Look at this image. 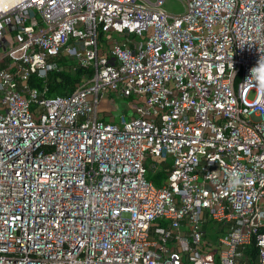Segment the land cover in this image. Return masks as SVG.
Returning <instances> with one entry per match:
<instances>
[{"label":"built area","instance_id":"2783aa9c","mask_svg":"<svg viewBox=\"0 0 264 264\" xmlns=\"http://www.w3.org/2000/svg\"><path fill=\"white\" fill-rule=\"evenodd\" d=\"M183 1L0 10V264H264V0Z\"/></svg>","mask_w":264,"mask_h":264},{"label":"trees","instance_id":"16d2710c","mask_svg":"<svg viewBox=\"0 0 264 264\" xmlns=\"http://www.w3.org/2000/svg\"><path fill=\"white\" fill-rule=\"evenodd\" d=\"M61 64L62 70L52 72L46 82L33 77L31 84L41 91L47 89L48 96H68L73 93L78 84L91 76L90 70L77 66L68 59H62ZM167 173L166 170H163L156 175L157 186L161 185V179H165Z\"/></svg>","mask_w":264,"mask_h":264},{"label":"rangeland","instance_id":"374dc122","mask_svg":"<svg viewBox=\"0 0 264 264\" xmlns=\"http://www.w3.org/2000/svg\"><path fill=\"white\" fill-rule=\"evenodd\" d=\"M145 1V0H144ZM149 2H151V3H155V2H157L158 0H148ZM162 7L169 13V14H171V15H174V16H178V15H181V14H183V12H184V10H185V3H184V1L183 0H165V2L163 3V5H162ZM142 38L141 37H138V40H141ZM67 59V58H66ZM68 60H70V61H72L71 59H68ZM108 93H109V91H108ZM110 93H112V91H110ZM256 96V94L254 93V92H252L250 95H249V100L251 101V102H253V101H255V97ZM112 105H113V107H114V113H113V115H114V117H116V118H121V116H122V113H123V109H124V107L122 106L121 108L118 106V104L117 103H115V102H113L112 103ZM126 115V117H128L129 116V111L127 112V113H125ZM124 115V114H123ZM155 162H157L158 164H160L159 163V161H155ZM154 176L152 175V173H149L148 174V179H154V181H157V178L155 179V178H153ZM161 180H163V179H161Z\"/></svg>","mask_w":264,"mask_h":264},{"label":"crops","instance_id":"0c3cea01","mask_svg":"<svg viewBox=\"0 0 264 264\" xmlns=\"http://www.w3.org/2000/svg\"><path fill=\"white\" fill-rule=\"evenodd\" d=\"M115 102L118 104V106L121 108L122 106L124 107L123 109V113L122 116H125L128 111L127 105H128V100L126 99H122V98H118L115 94H110L108 97L104 98V100L102 101V112L104 114V119L107 122H117L119 121L120 118H116L114 117L113 113H114V107L112 105V103ZM124 114V115H123ZM130 116V115H129ZM128 116V117H129ZM126 117V116H125ZM126 117V118H128Z\"/></svg>","mask_w":264,"mask_h":264},{"label":"clouds","instance_id":"9594fccd","mask_svg":"<svg viewBox=\"0 0 264 264\" xmlns=\"http://www.w3.org/2000/svg\"><path fill=\"white\" fill-rule=\"evenodd\" d=\"M23 0H0V10H7L18 4H22ZM252 72L264 71V61L260 62L259 68H254ZM242 183L239 174H234L229 181L228 187L230 189H236Z\"/></svg>","mask_w":264,"mask_h":264}]
</instances>
